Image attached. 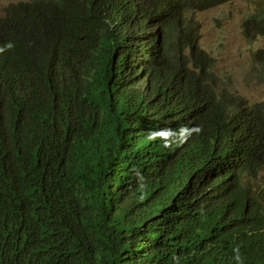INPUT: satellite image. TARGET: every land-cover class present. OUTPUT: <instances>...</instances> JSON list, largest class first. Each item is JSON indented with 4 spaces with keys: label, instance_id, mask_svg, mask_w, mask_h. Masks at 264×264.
I'll return each mask as SVG.
<instances>
[{
    "label": "clouds",
    "instance_id": "9594fccd",
    "mask_svg": "<svg viewBox=\"0 0 264 264\" xmlns=\"http://www.w3.org/2000/svg\"><path fill=\"white\" fill-rule=\"evenodd\" d=\"M20 3L37 5L39 34L18 22ZM158 5L0 0V231L7 264L82 259L78 240L98 223L84 213L89 190L109 187L99 167L100 143L112 136L113 147L125 132V149L137 155L138 165H160L195 181L183 201L207 214H182L198 224L192 241L210 233V264L249 261V252L238 254L241 232L234 222L261 201L247 206L235 199L242 209L236 210L230 199L243 186L253 198L262 196L254 183L263 169L253 181L254 176L237 182L242 128L216 117L212 98L191 85L196 82L186 83L181 66H157L163 48ZM198 34L200 40L199 27ZM253 63L251 51L247 68ZM216 73L218 90L242 95L228 76ZM212 127L215 146L203 140ZM115 158L109 162V196ZM259 213L263 216V206ZM258 263L264 264L262 253Z\"/></svg>",
    "mask_w": 264,
    "mask_h": 264
},
{
    "label": "trees",
    "instance_id": "16d2710c",
    "mask_svg": "<svg viewBox=\"0 0 264 264\" xmlns=\"http://www.w3.org/2000/svg\"><path fill=\"white\" fill-rule=\"evenodd\" d=\"M227 1L231 0H145L154 7L160 4L163 12V48L157 66H181L186 83L196 82L191 85L199 86L205 96L207 93L212 98L216 117L228 126L242 128L245 136L244 142L237 146L235 180L254 176L253 181L264 167V101L251 104L242 95L218 90L215 60L200 47L198 24L194 19L197 11ZM245 1L248 12L242 20V29L252 42L264 35V0ZM18 7V22L31 26L39 34L35 26L37 5L20 3ZM253 61L246 73L248 81L254 76L257 82H264V46L253 51ZM126 135L125 132L124 139L113 147L112 136L100 143L99 167L107 173L109 187L97 185L89 190L92 199L84 213L98 223L78 240L82 259L77 264H210L207 250L210 233L203 231L198 241H192V230L198 224L182 214H207L204 209L188 207L183 201L187 194L194 192L195 181L160 165H138L137 155L125 149L129 143ZM203 140L217 145V130L210 128L203 134ZM111 158H115L117 167L114 192L109 196ZM250 189L243 186V190H238L230 199L236 210L242 209L236 207L235 199L242 204L246 202L247 206L250 201L259 198L261 201H254L255 210L247 209L246 214L234 222L241 232L238 254L249 252L245 258L249 261L235 264H259L261 253L264 255V214L259 213L261 206L264 209V199L260 194L253 198ZM1 237L0 231V264H7L2 256L7 244L1 242ZM227 264L234 263L228 260Z\"/></svg>",
    "mask_w": 264,
    "mask_h": 264
},
{
    "label": "rangeland",
    "instance_id": "374dc122",
    "mask_svg": "<svg viewBox=\"0 0 264 264\" xmlns=\"http://www.w3.org/2000/svg\"><path fill=\"white\" fill-rule=\"evenodd\" d=\"M6 1V0H4ZM248 12L245 0H231L195 14L200 33V45L215 57V69L231 79L235 91L249 103L264 101V82L254 76L246 77L248 56L264 44V35L252 42L243 35L241 22ZM264 167L262 178H257L258 193H264ZM264 198V194L262 195Z\"/></svg>",
    "mask_w": 264,
    "mask_h": 264
},
{
    "label": "bare ground",
    "instance_id": "6f19581e",
    "mask_svg": "<svg viewBox=\"0 0 264 264\" xmlns=\"http://www.w3.org/2000/svg\"><path fill=\"white\" fill-rule=\"evenodd\" d=\"M225 133V132H224ZM226 134V133H225Z\"/></svg>",
    "mask_w": 264,
    "mask_h": 264
}]
</instances>
